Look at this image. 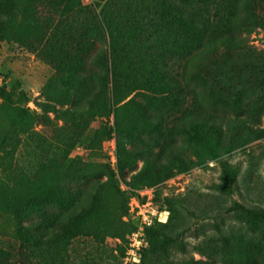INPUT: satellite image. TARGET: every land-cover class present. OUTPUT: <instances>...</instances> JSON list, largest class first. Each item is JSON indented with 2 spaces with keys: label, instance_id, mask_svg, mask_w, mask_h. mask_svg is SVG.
I'll use <instances>...</instances> for the list:
<instances>
[{
  "label": "trees",
  "instance_id": "16d2710c",
  "mask_svg": "<svg viewBox=\"0 0 264 264\" xmlns=\"http://www.w3.org/2000/svg\"><path fill=\"white\" fill-rule=\"evenodd\" d=\"M93 1L0 0V42L53 69L37 104L41 114L24 107L18 84L0 91V211L11 217L20 255L27 252L23 264H53L79 236L126 242L135 227L123 218L137 191L188 172L193 157L214 156L225 142L237 150L264 139V60L235 57L242 35L264 27V0H105L99 12L104 0ZM176 58L182 66L174 75L167 61ZM51 113L72 123L112 119L94 131L88 149L99 150L114 132L117 173L65 152L64 162L46 159L31 178H13L20 134L52 126ZM67 132L77 135L73 124ZM125 173L121 190L116 176ZM228 210L259 241L224 239L220 248L198 247L199 256L264 264V209L235 203ZM165 228L145 229L140 264H168L161 258L175 240ZM13 262L0 249V264Z\"/></svg>",
  "mask_w": 264,
  "mask_h": 264
},
{
  "label": "rangeland",
  "instance_id": "374dc122",
  "mask_svg": "<svg viewBox=\"0 0 264 264\" xmlns=\"http://www.w3.org/2000/svg\"><path fill=\"white\" fill-rule=\"evenodd\" d=\"M83 6L93 0H74ZM105 0L96 9L99 12ZM264 18V13L262 14ZM245 38L241 48H236V58L253 63L264 60V27H258ZM171 73L181 71L180 59L167 61ZM53 74V69L12 43L0 42V91H8L16 84L26 95L24 107L35 114H41L37 107L41 101V91ZM258 99L252 98L256 102ZM52 126L36 124L30 133L20 134V144L14 154L13 178H31L37 165L44 160L64 162L65 152L68 159H81L106 163V149L115 141L114 132L101 142L99 150L88 149V142L94 131L102 123L112 126V119L91 118L71 122L61 113L49 114ZM74 125L75 137L67 132ZM111 144L109 145V147ZM108 147V149H109ZM195 160V166L188 172L174 176L156 188L151 189L153 202L159 211H168L164 232L175 240L166 257L161 261L168 264H180L190 259L202 260L206 264H226L219 253L200 257L198 247L220 248L223 240L233 245L242 238L245 242L257 243L260 235L247 229L246 224L236 218L228 209L235 203L250 209H264V139L255 141L242 149L232 150L227 143L214 154H205ZM128 173L117 175L121 190L125 189L122 179H128ZM231 184L228 189L226 183ZM9 185H11L9 183ZM75 190L76 186L71 185ZM34 221L41 216H34ZM163 224V225H164ZM105 237L101 242L92 237L79 236L70 241L59 259L53 264H124L128 250L126 242H115ZM184 247L181 250L180 246ZM0 249L8 252L13 264H23L24 255H20V242L15 238L10 215L0 211ZM147 247L140 251V257ZM230 264H237L229 262Z\"/></svg>",
  "mask_w": 264,
  "mask_h": 264
},
{
  "label": "built area",
  "instance_id": "2783aa9c",
  "mask_svg": "<svg viewBox=\"0 0 264 264\" xmlns=\"http://www.w3.org/2000/svg\"><path fill=\"white\" fill-rule=\"evenodd\" d=\"M2 82L3 78L0 77V84ZM110 141L111 146L109 147V144V149L108 147L106 149V164L113 172L117 173L116 144L112 139ZM167 218L168 211H159L155 207L151 189H141L136 192V195L129 198L128 214L123 220L126 222L129 221L135 228L127 237L129 243L124 264L139 262L140 251L147 247L145 229L156 223L164 224ZM113 240L119 242V239L114 238Z\"/></svg>",
  "mask_w": 264,
  "mask_h": 264
}]
</instances>
